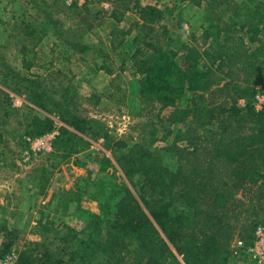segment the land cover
I'll list each match as a JSON object with an SVG mask.
<instances>
[{"label":"trees","instance_id":"16d2710c","mask_svg":"<svg viewBox=\"0 0 264 264\" xmlns=\"http://www.w3.org/2000/svg\"><path fill=\"white\" fill-rule=\"evenodd\" d=\"M175 1L178 10L111 0L99 13L109 16L110 43L122 44L136 32L130 64L132 74L138 75L136 112L143 119L135 127L136 139L112 138L99 122L72 114L78 95L70 85L63 87L59 102L39 87L32 89V100L53 106L64 124L81 134L100 132L127 183L116 184L113 175L108 183L100 179L88 184L95 188L89 199L100 203L98 214L79 210L80 191L61 200L62 209L67 206L63 215L79 211L83 228L48 223L42 215L36 223L39 240L26 242L18 264H257L244 251L234 253L231 243L240 239L246 249L255 227L264 225V107L255 108V97L264 90V0ZM58 2L77 21L75 30L93 28L95 17L86 16L92 1ZM183 8L199 10L200 19L186 43L168 25L177 21L183 26ZM54 11L45 18L58 31L62 23L52 16ZM127 13L136 21L118 29ZM100 21L99 26L105 22ZM23 24L31 45L45 37L47 30L36 23ZM88 49L78 47V52ZM26 51L23 46V59ZM98 70L113 74L106 64L100 63ZM120 81L109 84L107 100L123 92ZM123 96L117 100L120 106L127 100ZM24 121L34 136L56 127L34 111ZM75 137L60 127L55 150L63 151V157L77 153ZM169 159L174 160L171 165ZM93 163L103 173L112 165L103 155ZM13 237L4 250L11 249Z\"/></svg>","mask_w":264,"mask_h":264},{"label":"rangeland","instance_id":"374dc122","mask_svg":"<svg viewBox=\"0 0 264 264\" xmlns=\"http://www.w3.org/2000/svg\"><path fill=\"white\" fill-rule=\"evenodd\" d=\"M41 1H46L50 8ZM55 1L57 4L52 6L51 3ZM58 1L61 0H0V264H18L19 252L26 242L39 240L36 223L42 215L48 223L67 224L77 230L83 228L85 221L79 218V211L63 215L67 206L63 210L60 201L67 196L73 197L80 191L79 210L98 214L100 203L89 199L95 188L88 184H98L100 179L108 183L113 175L116 184L126 182L108 142L100 132L81 134L64 124L53 106L32 100L34 87H39L42 94L59 102L64 98L63 87L70 85L78 95V104L73 110L70 108L71 113L99 122L115 139H136L138 131L135 127L143 122L136 112L138 75L132 74L130 64V55L136 48V32L126 36L122 44L108 41L111 22L109 16L99 13L105 10L111 0H90L92 3L86 16L89 19L95 17L91 22L93 28L85 32L82 28L80 31L75 30L77 21L67 15ZM139 1L143 5L159 8H180L175 0ZM52 11L55 12L52 16L62 23L58 25V31L50 29L45 18ZM198 15L199 10L195 8H183V26L179 28L175 24L177 21L168 24L171 32L178 33V41L186 43L192 30L198 29ZM99 20L105 22L99 26ZM135 21L136 17L127 13L118 29H127ZM29 22L47 30L45 37L36 45H31L23 31V23ZM23 46L27 49L25 59L20 54ZM82 46L89 47L86 53L78 52V47ZM100 63L109 66L113 74L107 75L105 70H98ZM113 80H116V84L120 81L123 92L107 100L106 94ZM124 93L127 100L120 106L117 100L120 102ZM32 111L55 122L56 137L60 134V127L76 135L72 142L77 143L75 149L78 152L63 157V151L55 150L54 139L50 142L41 139L54 130L36 136L27 133L24 119ZM164 145L162 142L157 143L159 147ZM99 155L110 159L112 165L107 168L108 173L100 172L93 163ZM169 160L171 165L174 160ZM128 187L136 197L134 189ZM88 218L86 216V221ZM13 235L16 238L11 249L4 250L3 245L12 241Z\"/></svg>","mask_w":264,"mask_h":264},{"label":"built area","instance_id":"2783aa9c","mask_svg":"<svg viewBox=\"0 0 264 264\" xmlns=\"http://www.w3.org/2000/svg\"><path fill=\"white\" fill-rule=\"evenodd\" d=\"M66 3H70L72 0H64ZM255 108L256 110H261L264 107V90L262 89L259 91L257 96L255 97ZM240 105L242 106L245 104L244 101H239ZM57 133L55 130L50 134L45 136L44 138L47 141H52L55 139ZM49 141V142H50ZM231 249L234 253L238 255H242V252L246 255H250L252 259L256 261L257 264H264V225H258L255 227L253 232V242L250 246L244 249V243L240 240L235 238L231 243Z\"/></svg>","mask_w":264,"mask_h":264}]
</instances>
